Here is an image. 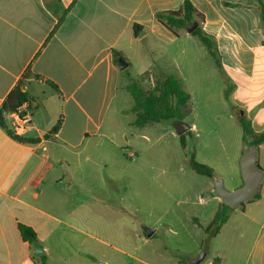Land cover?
Masks as SVG:
<instances>
[{"label":"crops","instance_id":"crops-1","mask_svg":"<svg viewBox=\"0 0 264 264\" xmlns=\"http://www.w3.org/2000/svg\"><path fill=\"white\" fill-rule=\"evenodd\" d=\"M185 1L0 0V107L30 71L24 90L31 97L33 111L16 133L38 140L21 143L0 126V264H40L42 260L33 245L22 239L19 225L35 231L42 255L51 264L54 250L64 246L63 216L67 209L74 212L77 208L70 196L67 199L65 184L81 186L84 167L106 168L115 149H128L125 156L129 159L136 156L128 138L135 132L120 135L116 122L122 114H112L127 84L114 54L122 53L129 68L127 48L146 43L155 58L153 68L176 75L169 69L177 65L179 56H187L181 41L191 34L183 31L177 37L158 22L157 14L180 10ZM189 1L204 17V32L217 42L225 80H255L259 53L264 51L257 0ZM134 25L142 27L143 37L141 32L135 35ZM149 71L151 67L144 73ZM61 118L58 133L48 136ZM254 120H250L252 126ZM133 123L130 128H136ZM185 123H181L185 126L182 134L196 132L195 125ZM8 124L14 131L12 114ZM119 136L126 147L114 141ZM211 194L219 197L212 189ZM218 200L220 206L222 200ZM262 202L250 203V208L242 210L243 217L259 224L251 213L254 207L263 210ZM246 233L242 230L241 237ZM209 264H222V259L216 257ZM244 264H264V217Z\"/></svg>","mask_w":264,"mask_h":264},{"label":"rangeland","instance_id":"rangeland-1","mask_svg":"<svg viewBox=\"0 0 264 264\" xmlns=\"http://www.w3.org/2000/svg\"><path fill=\"white\" fill-rule=\"evenodd\" d=\"M181 43L188 54L179 56L169 71L192 97L185 125L197 130L186 135L189 150L199 163L214 169V178L197 175L189 167L177 135L185 131L183 124L130 128L136 119L135 101L125 90L112 114H122L116 122L120 135L135 132L128 138L136 156L129 159L128 149H115L106 168L84 167L81 186L65 184L67 199L70 196L77 208L67 209L63 216L64 246L54 250L51 264H189L202 254L206 257L201 264L213 263L216 257L222 264L245 263L264 217L262 206L251 213L259 224L243 217L242 210L252 206L246 203L230 212L231 221L217 238H211L205 227L219 206V197L211 194V189L217 194V182L223 180L231 191L243 186L240 161L256 136L246 135L236 119L246 115L247 120L255 119L256 133L264 130V51L259 53L255 80L227 76L225 80L197 37H183ZM127 57L131 63L123 74L127 80L148 93L157 89L164 73L153 68L155 58L147 44L127 48ZM150 67L149 79L143 81L141 76ZM114 141L126 147L121 136ZM258 149L264 171V143ZM260 193L257 200L264 204V180Z\"/></svg>","mask_w":264,"mask_h":264},{"label":"trees","instance_id":"trees-1","mask_svg":"<svg viewBox=\"0 0 264 264\" xmlns=\"http://www.w3.org/2000/svg\"><path fill=\"white\" fill-rule=\"evenodd\" d=\"M260 6L261 13V22L264 26V1L257 0ZM158 22L163 25L166 29L172 32L177 37L186 30V27L193 22H198L199 27L191 34L192 36L197 37L200 44L211 54L215 60L216 66L220 71H222V64L220 60V55L217 47V42L211 36L206 34L202 28V23L204 22V17L197 11L193 4L186 0L180 10L177 11H167L157 14ZM133 30L135 35H138L142 31V27L139 25H134ZM124 58L122 53L115 52L114 61L115 64L120 68L119 59ZM125 71H122V74H125ZM149 73L146 72L141 76L143 81L149 79ZM162 80L158 85V88L153 92L148 93L141 85L137 82L130 81L128 79L125 89L131 94L135 101L134 112L136 113V119L133 125L136 128L144 129L150 127L154 124L161 122H178L185 123V121L190 117L192 113V99L191 95L186 91L185 86L174 74H161ZM32 74L30 71H27L23 75V79L19 81L16 87L7 95L0 107V126L8 130L10 135L21 143L36 144L38 140H28L18 136L13 129L9 127L8 116L11 114H18L20 118H24L28 112L33 111L32 100L30 95L24 90V78L31 77ZM39 78V76H35ZM51 87L58 91V87L49 82ZM62 118L59 119L55 127L51 130L48 136L56 135L62 125ZM239 122L244 129L246 135H255L256 140L251 144L260 145L264 143V130L261 133H256L253 129L252 123L250 120H247L245 117L239 119ZM191 134L190 131L185 134L180 135L181 147L185 153V156L188 159L189 167L200 176L208 177L213 179L215 176V171L213 168L201 164L196 160L195 152L189 150V145L186 140V135ZM218 196V194H217ZM261 193L257 197L247 202V204L252 203L253 201L259 199ZM246 204V203H245ZM242 205V207L245 206ZM233 211L232 208L224 204H220L218 211L213 219V221L205 227V231L211 238H214L220 232L221 227L227 223L230 212ZM199 227H203L201 224H198ZM19 231L21 237L24 241L33 245L38 243L37 235L35 231L26 225H19ZM210 239V238H209ZM42 259L40 264H47L45 257L40 256ZM181 264H186L181 263Z\"/></svg>","mask_w":264,"mask_h":264},{"label":"water","instance_id":"water-1","mask_svg":"<svg viewBox=\"0 0 264 264\" xmlns=\"http://www.w3.org/2000/svg\"><path fill=\"white\" fill-rule=\"evenodd\" d=\"M199 27L198 22L190 23L186 27V32L192 34ZM144 33H140V37H143ZM120 70L124 71L128 68L129 64L123 58L119 59ZM189 127V126H187ZM241 174L243 178V186L239 189L231 191L226 188L223 180L217 182L215 189L224 204L238 210L245 203L254 200L260 193L261 184L264 180V171L259 165V149L257 144H251L247 152L242 156L240 161ZM148 236L151 232L147 233ZM35 255L41 256L44 253V249L39 243L33 244ZM206 254H202L199 257L189 261V264H201L204 261Z\"/></svg>","mask_w":264,"mask_h":264},{"label":"built area","instance_id":"built-area-1","mask_svg":"<svg viewBox=\"0 0 264 264\" xmlns=\"http://www.w3.org/2000/svg\"><path fill=\"white\" fill-rule=\"evenodd\" d=\"M12 115H13V127H14V131L16 133V131H18L19 129H21L23 127V125L27 121L26 120L27 117L25 116L24 118H20V116L18 114H12Z\"/></svg>","mask_w":264,"mask_h":264}]
</instances>
